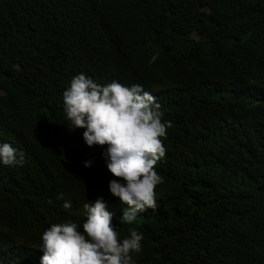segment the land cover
<instances>
[{
	"label": "trees",
	"instance_id": "16d2710c",
	"mask_svg": "<svg viewBox=\"0 0 264 264\" xmlns=\"http://www.w3.org/2000/svg\"><path fill=\"white\" fill-rule=\"evenodd\" d=\"M80 72L142 85L170 122L156 207L131 224L106 146L66 125ZM3 142L24 163L0 165V264H40L42 231L97 197L120 238L142 234L135 264H264V0H0Z\"/></svg>",
	"mask_w": 264,
	"mask_h": 264
},
{
	"label": "clouds",
	"instance_id": "9594fccd",
	"mask_svg": "<svg viewBox=\"0 0 264 264\" xmlns=\"http://www.w3.org/2000/svg\"><path fill=\"white\" fill-rule=\"evenodd\" d=\"M62 108L69 130L82 128L85 145L106 146L101 152L108 172L115 177L108 191L128 207L119 217L120 224H131L137 211L156 207L154 187L162 177L154 165L165 155L161 138L170 122L155 97L140 84L122 85L116 80L95 82L83 72L75 74L62 92ZM24 153L8 142L0 143V165L22 166ZM85 167L90 160L82 162ZM119 178V179H116ZM61 207L71 201L58 194ZM51 203V201H49ZM82 223H52L40 235V264H135L130 253L141 251L142 234L129 229L120 238L111 223L112 213L102 198L82 204Z\"/></svg>",
	"mask_w": 264,
	"mask_h": 264
},
{
	"label": "rangeland",
	"instance_id": "374dc122",
	"mask_svg": "<svg viewBox=\"0 0 264 264\" xmlns=\"http://www.w3.org/2000/svg\"><path fill=\"white\" fill-rule=\"evenodd\" d=\"M38 38H39V36H36V41L38 40ZM106 74H107V71L106 70H100L99 72H98V76L99 77H104V76H106Z\"/></svg>",
	"mask_w": 264,
	"mask_h": 264
}]
</instances>
